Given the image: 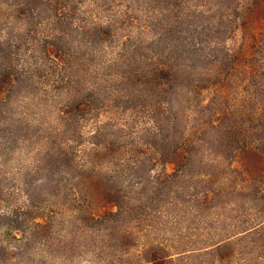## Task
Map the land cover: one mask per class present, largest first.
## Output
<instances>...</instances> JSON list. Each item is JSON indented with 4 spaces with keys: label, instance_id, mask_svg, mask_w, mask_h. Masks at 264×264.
Returning <instances> with one entry per match:
<instances>
[{
    "label": "trees",
    "instance_id": "1",
    "mask_svg": "<svg viewBox=\"0 0 264 264\" xmlns=\"http://www.w3.org/2000/svg\"><path fill=\"white\" fill-rule=\"evenodd\" d=\"M242 205L251 226L208 230ZM98 230L110 264H264V0H0V264H65Z\"/></svg>",
    "mask_w": 264,
    "mask_h": 264
},
{
    "label": "rangeland",
    "instance_id": "2",
    "mask_svg": "<svg viewBox=\"0 0 264 264\" xmlns=\"http://www.w3.org/2000/svg\"><path fill=\"white\" fill-rule=\"evenodd\" d=\"M209 27V24L207 26V29ZM205 29V31L203 33H206L208 30ZM226 46L227 47H231L232 46V50L235 51L236 54L240 53V51H238L240 49V45H242V39L240 38V34H233V36L228 39L226 42ZM207 51L211 52L213 51L212 48H209ZM239 60L237 61V63H239V68L234 72V74H238L236 75L238 79H235V81L233 82H230L229 85H227V91L226 93H231L233 91L236 92V88L235 87H238V91L240 92V90H242V84L239 82V78H241V75L240 73L242 72V70L240 68H242V58H240V55L239 57H237ZM201 66H203V63L200 64ZM202 68V67H201ZM198 78H200L199 76H197ZM215 80V77L212 76L210 77L209 79L207 80H204V78H202L201 82H213ZM241 84V85H239ZM185 92V91H184ZM182 92L181 94L178 93V94H173L171 95V98L173 100V108L174 109H177V114L178 116H181L180 118H184L186 117L187 119V116H184L183 117V110L185 108H191V110L193 111V117L196 116V113L197 111L202 108L207 96L206 94L208 95V93L206 91H201L200 93H196V92H189L188 90L184 93ZM239 92H236L238 94V99H237V102L241 101L242 100V94L240 95ZM59 100V99H58ZM55 101V99H54ZM53 102L52 99H50L49 103ZM48 101L45 103L47 105ZM27 105H29L30 107H32V110L30 109L29 111H32V114L30 116V118L34 119V120H37V122H44V124H52L53 121H51V118L49 117H46L45 115H47L49 113V111L46 109V105L41 107L40 108V113L37 112V109H36V106L32 104V102H29ZM33 105V106H32ZM36 109V111H35ZM176 111V110H175ZM121 116H124V114H118L116 116H113L114 119L113 120H110V119H107L106 117L102 120H104L105 122L108 123V125L112 126V128L114 129L115 128V123L116 122H122V119H121ZM189 118H192V116L190 115ZM107 120V121H106ZM92 123V122H91ZM90 122L85 126L84 130L89 132L90 131ZM85 124V123H84ZM112 129V130H113ZM162 169V167L160 165H156L155 168H154V172L153 173H157L159 172L160 170ZM243 178V176H242ZM133 181V180H132ZM135 183V182H134ZM197 190H200V188H197ZM230 202H228L229 204ZM232 206V204L230 205ZM229 206V207H230ZM241 205L239 206H236L235 204V209L237 208H240ZM216 214V219L217 221H214L212 227H210L208 230H212L211 233H213L214 236H218L217 231V225L219 223H222L225 222V225H226V230L225 232L226 233H233V232H236L238 230V228H244L243 226L245 225H249L251 226V224H253V218L255 216H253L252 214V211H250L249 209H244L243 208V205H242V210L241 209H238V210H230V208H226L225 211L222 210V209H219V210H216L213 212V215ZM205 216H203L202 214H200L198 212V216H196V218H191V216L187 219H184V221L182 222L181 224V228H184L185 231H187L189 229V227L187 226V224H190L193 222V226L195 228H197L198 230L200 229L201 226H206L208 225L207 224V220H205L206 218H204ZM195 222H199L200 224L198 223H195ZM186 226H187V229H186ZM223 227V225H222ZM68 229H64L62 230V232L66 233ZM176 230H179L177 228H175L174 230H169L170 234L171 232H174ZM200 231H203V229H200ZM62 232H59V231H55L52 235H51V239H50V244H52V247L55 249L57 248V244H58V238H59V235L62 234ZM225 233V234H226ZM97 235L101 238L102 236V232L101 231H96V237ZM5 237L3 239H5V242L6 243H10V245L14 244V238L10 235V236H6L4 235ZM17 236H19V234H17ZM83 238H76L74 240H71V238H69L68 242H67V245H74V246H77L78 247H75L73 249V252H75V254L73 252H69V251H65V264H79L80 262H83L84 260H89V262L91 264H110L111 261H110V258L108 256H106L107 259L104 258L103 254L100 253V251H103V249L100 248V244L103 243V239L101 238L97 240V244H92V247H89V248H84L82 246H84L86 244L85 242V238L86 237L85 235H82ZM69 237H72L69 236ZM98 237V238H99ZM112 242H109L108 240V247L110 246ZM37 245L41 246V251L43 252L44 248L43 246L41 245V243H38ZM45 252L47 253L48 251L45 249ZM71 255L73 256V258H69L67 259V257ZM133 254H130L129 256H126L125 259L129 258V257H132ZM21 258V257H20ZM22 259V258H21ZM24 261H28V259H22ZM37 260H40V258H35V261ZM11 262L10 264H16L17 263V260L16 261H9Z\"/></svg>",
    "mask_w": 264,
    "mask_h": 264
}]
</instances>
